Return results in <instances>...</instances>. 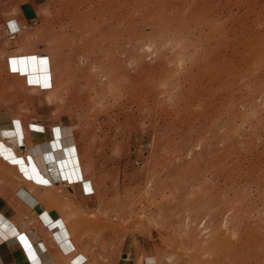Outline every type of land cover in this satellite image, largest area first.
Wrapping results in <instances>:
<instances>
[{"label":"rangeland","instance_id":"rangeland-1","mask_svg":"<svg viewBox=\"0 0 264 264\" xmlns=\"http://www.w3.org/2000/svg\"><path fill=\"white\" fill-rule=\"evenodd\" d=\"M135 1H122L117 21L107 0H47L20 36L52 56L54 83L46 54L37 55L48 71L35 75L51 73L45 89L59 106L46 112L74 127L84 165L132 155L99 201L86 188L82 200L73 182L95 209L68 207L93 225V264H196L166 209L195 195L213 203L199 212L219 217L199 264H264V0H149L151 10ZM61 238L81 264L69 232Z\"/></svg>","mask_w":264,"mask_h":264},{"label":"crops","instance_id":"crops-1","mask_svg":"<svg viewBox=\"0 0 264 264\" xmlns=\"http://www.w3.org/2000/svg\"><path fill=\"white\" fill-rule=\"evenodd\" d=\"M46 1L0 0V140L8 144L14 154L27 157L33 166L39 167L44 173H47L46 160H52L50 145L58 158L56 163L48 166L54 185L40 184L32 181L22 167L12 163L0 151V264H73L70 260L73 254L63 253V249L67 250L71 246L70 241L66 245L62 243L61 237L67 232L77 246L76 251L86 257L81 264H93L90 255L93 250L92 239L87 237L93 225L86 220L79 222L73 216L75 212H69L68 207L79 208L82 214L95 209L78 201L73 193L72 178L76 180L74 174L77 167L80 168L82 179L93 181L99 201L103 183L108 185L110 174L120 171V166L127 163L124 157L132 155L120 157L113 153L107 154L101 161L103 168L101 164H93L92 170L97 173L94 178L89 174L92 170L83 163L74 127L47 114L46 109L59 106L52 99L56 95L53 87L45 89L52 85L51 73L38 77L31 71L28 73L27 69L28 66L30 68L31 54H46L51 60L54 83L56 73L52 56L31 49L20 38L41 19V10ZM39 71L48 70L40 68ZM30 108L35 109L34 117L18 110ZM32 124L42 127V130L32 128ZM14 142L18 148L14 147ZM39 145L44 152L35 153L34 148ZM59 170L63 175L62 181L55 179ZM22 190L37 199L36 206L30 205L22 197ZM59 221L64 225H58ZM12 231L15 232L11 234Z\"/></svg>","mask_w":264,"mask_h":264},{"label":"bare ground","instance_id":"bare-ground-1","mask_svg":"<svg viewBox=\"0 0 264 264\" xmlns=\"http://www.w3.org/2000/svg\"><path fill=\"white\" fill-rule=\"evenodd\" d=\"M122 1L123 0H115V2H114V0H107L106 6L109 7V5H110L108 11H112V14L117 13L115 15L117 21L119 20V18L122 17L121 15H118V13H120V10H121L120 5H121ZM141 2H143V7L144 8L146 7V9L150 7V10H151V9H153V7L156 6V3L154 1L143 0ZM114 3H115V6H113ZM146 4H148V6ZM99 6H100V4H99ZM135 6H137L138 8H141L140 7L141 6L140 0H136L135 1ZM90 7L93 8L92 6H90ZM111 7L113 8L112 10L110 9ZM97 27L98 26L95 25L93 22H88V28L89 29H92V30L96 31L97 30ZM43 59H44V57H43ZM26 64H27V62H26ZM20 65H21V63H20ZM19 67L20 66H18V68ZM40 68H41V70L46 69V68L41 67L39 57L37 55L31 54L30 55V68L28 66V69H27L28 70V73H31V72L32 73H35ZM32 128L42 130L41 129L42 127H40L38 125H35V124H32ZM0 135H1V130H0ZM52 147L50 145V149H51V155H50V157L52 156V158H51L52 160L50 162L46 160V166L45 167H46L47 173H44L43 171L40 170L39 167L33 166L29 162V160L27 159V157L19 156V155L14 154V152L12 151V149H10V146L8 144H6L5 142H3V141L0 140V151L4 154V156L6 158H8L12 163H16V164H18V166L22 167V169L25 170V172H24L25 175H27L32 181H34L35 183H40V184H42V183L54 184L53 183V179H52V177H51V175L49 173L48 166H49V164L51 165V164L56 163L58 161L57 160L58 158L56 159V157L54 155V152L52 150ZM43 150L44 149H42V147L40 145H39V147H35L34 148V152L35 153L44 152ZM45 158H46V156H45ZM74 162H76V161H74ZM41 165H43V164H41ZM74 175L76 176V180H73V178L71 177L72 178V182L77 183V185H78L77 190L80 192V194L82 193V196H81L82 200H85L84 199L86 197V195H84V194H86V192L84 191L85 188H86V190L89 193L95 192V188H94L93 182L87 180L86 178H83L82 179L83 172L78 167H77ZM181 184H182V186H181L182 188L179 191L180 194L183 191H187V187H188L187 182L185 183V182L182 181ZM196 188H195V191H196ZM168 191L170 193H172V194H176V192L172 188H169ZM198 191H199V189H198ZM20 194L22 195L23 198H25L27 201H29V203L32 206H35L36 205L37 199L32 194L27 193L25 190H22ZM195 196H196L195 199H191L190 198L191 196L189 198H187V199L180 198V199H178V201L175 204L167 205V208L166 209H168V211H169V215H168L169 223L167 224L168 227H169V229H173L175 231H179V232H181V233L184 234V236L186 237L184 239V246H185V248H187L190 251V255H189L190 256V259H192L194 262H197L199 264L200 261L197 258L198 255H199V253L210 252V245H209L210 244V240L207 238V235L214 234L217 231V224H218V218L219 217L218 216H212L208 212H199V210H198L199 207H203V206H205V204H207L206 206L211 208V207H213V203H211L210 200L207 202L206 200H203V198H202L201 202L196 203L197 202L196 200H197L198 195H195ZM153 198H155V197H153ZM165 202H167V201H165ZM196 205H197V207H196ZM97 206H98V203H97ZM154 206H155V208H157L159 205L154 204ZM162 209L163 208H161L160 210H162ZM228 210H230V209H228ZM63 225L60 223V226H63ZM13 229H15V228H13ZM173 230H172V232H173ZM14 232L15 231H12L11 234L14 233ZM197 234H200L201 237L196 236ZM64 245H66V243ZM46 257H47V254H46ZM222 261H223V259H222ZM223 262H225V260ZM227 263H230V262H227Z\"/></svg>","mask_w":264,"mask_h":264},{"label":"built area","instance_id":"built-area-1","mask_svg":"<svg viewBox=\"0 0 264 264\" xmlns=\"http://www.w3.org/2000/svg\"><path fill=\"white\" fill-rule=\"evenodd\" d=\"M2 37V32L0 31V38Z\"/></svg>","mask_w":264,"mask_h":264}]
</instances>
